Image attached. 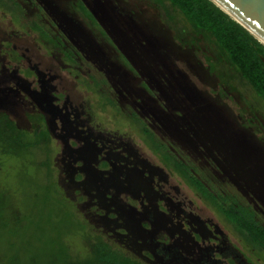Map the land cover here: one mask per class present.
Masks as SVG:
<instances>
[{"label":"flooded vegetation","instance_id":"af4514ba","mask_svg":"<svg viewBox=\"0 0 264 264\" xmlns=\"http://www.w3.org/2000/svg\"><path fill=\"white\" fill-rule=\"evenodd\" d=\"M45 1L0 0V9L8 14L13 28L27 27L28 22L29 29L37 35V49L31 54L33 59L28 58L29 67L22 66L27 56L21 50L22 47L12 44L10 52L5 53L13 60H9L8 64H0V113L7 114L15 122L11 117L14 108L24 110L34 135L41 139L42 134L51 135L63 141L70 162L77 166L73 171L77 172L71 174L75 186L87 183L103 204L116 200L128 207V212L122 211L120 217L127 222L132 235L139 241L142 255L137 260L127 258L142 264H264V252L256 247L251 249L257 254V262L246 254L242 243L250 245L226 215L215 209L211 202L207 203L201 196L203 204L214 210L209 218L190 219L192 216L185 209H180L183 207L180 200L173 202L160 195L154 186L153 172L146 170L150 169L147 160L132 147L128 149L124 142L111 139L114 135L103 134L90 121L91 112L102 116L108 111L112 119L129 122L153 152L160 157L164 155L168 160L167 163L163 161L167 167L186 180L174 167V163L180 164L202 186L212 188L168 146L171 147L174 141L175 145H182V148L197 152L205 147L219 154L225 149L229 152L234 149V144L231 145L234 137L229 141V135L232 136L230 127L227 135L223 133L220 136L222 128L216 126L218 123L228 125V122H218V117L210 115L216 114L218 105L214 104L211 109L208 104H202L199 96H186L187 92L176 86L174 78H167L162 59L153 57L154 52L150 51L149 46L146 47L136 35H130L135 33L134 28L137 26L129 22L123 26L119 21L121 15L118 4L108 9L102 3L98 4V0ZM72 16L76 22L74 18L68 22ZM10 32L0 30L4 37L11 39L17 36L15 30ZM144 40L149 45V40ZM108 47L114 56L106 53ZM43 48L46 55L54 57L63 72L82 80L86 92L97 94L98 99L89 102L96 104L91 112L85 110L84 101H72L68 88L65 92L63 75L57 74L55 67L42 68L40 51ZM12 61H16L15 67L9 66ZM93 70L98 74H93ZM123 77L140 85L134 91L125 89ZM116 85L117 89L121 87L117 92L119 96L125 98L122 93L124 88L131 100H116L112 96V89ZM159 134L167 136L169 143H161ZM238 143L243 145L244 140ZM241 151L243 156L248 157L240 155L248 161L247 170L250 173L249 162L254 161L249 158L250 152ZM255 161L258 162L257 159ZM259 182L257 186L261 196L256 197L257 202L250 199L245 201L235 195L228 197L222 192L210 190L214 194H222L221 199L229 201L225 205H234L244 213L245 218L264 229V174ZM122 194H125L126 200ZM160 200L165 202V206L156 203ZM166 205L168 208H165ZM172 206L178 211H172ZM152 228L168 231L172 238L176 233L179 239H172L173 244L160 241L159 237L155 240ZM231 236L237 239L235 243ZM156 247H162L163 250L157 251ZM172 247L176 254L171 252ZM179 249L183 254L177 252Z\"/></svg>","mask_w":264,"mask_h":264},{"label":"rangeland","instance_id":"374dc122","mask_svg":"<svg viewBox=\"0 0 264 264\" xmlns=\"http://www.w3.org/2000/svg\"><path fill=\"white\" fill-rule=\"evenodd\" d=\"M99 3L108 9L111 8L109 6L118 4V12L121 15L119 21L123 26H126L127 22L137 26L134 28L135 33L130 35H136L146 47L149 46L150 51L154 52L153 57L162 59L167 69V78H174L176 86L187 92L186 96H199L202 104H208L209 108L213 109L214 104H217L220 110L217 109L214 115L210 114L211 112L209 114L218 117V122H228V125H216L222 128L220 136H223V133L227 135L230 127L232 136L229 135V141L234 137L231 142L234 149L230 152L225 149L219 154L205 147L196 152L190 148H182V145H175L174 141L171 147L168 146L169 150L177 153L178 158L192 166L198 176L212 187H208L209 190L222 192L228 197L236 196L245 201L250 199L257 202L256 197L261 196L257 185H260L259 180L264 174V102L238 78L234 68L217 55L212 42L191 31L181 14L177 15L175 25L172 26L166 13L153 0H98ZM166 4L169 5L168 2ZM69 18L68 22H72L74 17ZM73 20L77 21L75 18ZM17 27L13 28L8 14L0 9V30L5 33L15 30L17 33V36L11 39L4 37V33L0 34V64H8L9 60H13L5 53L8 54L14 44V47H22L21 50L26 52L27 60L22 62V66L29 67L28 58L32 60L31 54L37 49V35L29 29L28 22L27 27ZM182 29L185 31L179 33ZM18 36L20 38H17ZM144 39L149 40V45ZM42 46L45 47V43ZM105 50L109 56H114L111 48ZM40 53L42 68L55 67L57 74L63 75L65 92L69 89L68 94L72 101H84L85 110L91 112L96 104L89 102L98 99L97 94L86 92L87 88L81 83L82 80L79 81L75 76L63 72L54 57L46 55L44 48ZM86 63L85 65H88ZM15 64L16 61H12L9 66L15 67ZM92 73L98 74L94 70ZM123 83L124 88L131 91L140 85L131 82L128 77H123ZM124 88L122 93L125 98H121L117 93L121 90V87L117 89V85L112 89V96L118 101L131 100ZM11 117L18 127L24 132H29L26 133V139L33 140L35 147L23 151L21 156L0 155V204H3L0 214V264H29L32 259L40 264L58 263L62 259L82 260L92 254V245L99 241L108 243L126 257L140 259L142 251L139 241L132 235L127 222L120 217L122 211L128 212V207L116 200L103 204L87 183L75 186L71 174L77 172H73L77 166L70 162L63 141L46 134V141L37 140L22 109L15 107ZM90 121L91 125L97 126L103 134L114 135L111 139L124 142L128 149L132 147L139 156L147 160L150 169L146 170L153 172L154 186L160 195L173 202L180 200L183 203L180 209H185L187 214L192 216L190 219L206 220L214 213L210 206L203 204L201 195L195 188L178 172L164 164L163 161L168 162L164 155L160 157L151 150V146L141 139L134 125L124 120L112 119L108 111L102 116L91 112ZM158 137L161 143H169L167 136L159 134ZM237 137L240 141L244 140L243 145L238 143L239 140L236 141ZM241 149L246 153L250 152L249 158L254 161L249 162L250 173L247 170L248 161L244 159L248 157L243 156ZM122 196L126 200L125 194ZM203 199L207 203L211 202ZM216 201L222 204L226 200L218 197ZM156 203L165 206L163 200ZM165 208H168V205ZM173 210L178 211L172 206ZM151 232L155 233V240L159 237L160 241L169 244L173 242L172 239H179L176 233L172 238L170 233L163 229L157 231L152 228ZM231 239L234 243L237 240L233 236ZM242 245L244 252L257 262V254L251 251L255 246H246L245 243ZM156 250L163 249L156 247ZM171 250L176 254L173 247ZM179 251L183 254L180 249L177 250L178 253Z\"/></svg>","mask_w":264,"mask_h":264},{"label":"trees","instance_id":"16d2710c","mask_svg":"<svg viewBox=\"0 0 264 264\" xmlns=\"http://www.w3.org/2000/svg\"><path fill=\"white\" fill-rule=\"evenodd\" d=\"M153 2L166 13L172 26L175 25L177 15L181 14L191 31L212 42L216 47L217 55L221 59L224 58L234 68L238 78L264 102L263 43L211 0H153ZM184 31L182 29L179 33ZM42 135L44 141L46 137L45 134ZM38 139L42 140L40 137H37ZM34 145L35 142L28 141L26 132L20 130L7 114L0 113V155L21 156L23 151L35 147ZM174 167L203 198L211 201L215 209L226 215L237 232L249 244L264 252V229L245 218L244 213L234 205L228 204L227 207L226 201L222 204L217 202L218 197L223 198L222 194H214L202 186L195 176L184 170L180 164L174 163ZM1 195L2 190L0 199ZM2 207L3 204H0V214L3 211ZM92 249V254L86 259H62L58 263L49 264H142L125 257L104 241L93 244ZM29 264L40 263L32 259Z\"/></svg>","mask_w":264,"mask_h":264},{"label":"water","instance_id":"95a60500","mask_svg":"<svg viewBox=\"0 0 264 264\" xmlns=\"http://www.w3.org/2000/svg\"><path fill=\"white\" fill-rule=\"evenodd\" d=\"M264 44V0H211Z\"/></svg>","mask_w":264,"mask_h":264}]
</instances>
